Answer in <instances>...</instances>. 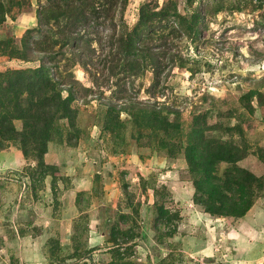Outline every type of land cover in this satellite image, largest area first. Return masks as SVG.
Wrapping results in <instances>:
<instances>
[{"label":"rangeland","instance_id":"rangeland-1","mask_svg":"<svg viewBox=\"0 0 264 264\" xmlns=\"http://www.w3.org/2000/svg\"><path fill=\"white\" fill-rule=\"evenodd\" d=\"M109 1L123 10L121 16L78 24L91 30L77 39L85 43V55L99 60L108 46L102 50L97 40L130 33L141 7L168 9L164 20L153 21L165 24L162 34L149 36L153 48L177 55L157 66L159 79L151 61L139 70L113 62L112 71L104 70L109 79L97 86L81 64H72L69 46L58 50L64 54L53 72L62 82L72 80L76 117L71 124L55 120L59 133L47 143L44 165L25 158L17 141L1 142L0 264H264V5ZM45 4L0 0V42L23 51L27 30L31 41L40 38L34 28ZM27 55L0 52V82L6 70L33 69L41 62L36 51ZM117 84L127 87L132 101L175 108L161 109L175 125L154 130L126 110L119 112L115 129H105V100L121 105L126 98ZM249 90L257 93L246 97ZM13 122L20 129L21 122ZM209 143L237 147L243 156L217 161L209 172L193 170L186 147L204 151ZM245 170L255 178L244 189ZM206 184L223 193L226 203L237 201L235 211L248 200L251 205L242 214L210 213L211 197L199 189Z\"/></svg>","mask_w":264,"mask_h":264},{"label":"trees","instance_id":"trees-1","mask_svg":"<svg viewBox=\"0 0 264 264\" xmlns=\"http://www.w3.org/2000/svg\"><path fill=\"white\" fill-rule=\"evenodd\" d=\"M254 1L258 7L264 5V0ZM45 2L46 4L37 13L38 22L36 28H34L36 32L40 33V38L31 41V36H27L32 30H27L22 39V45L25 47L23 51L15 48L10 50L8 44L0 42V52L26 59L27 54H34L36 51L41 61L33 69L16 68L6 70L4 79H2L3 82H0V145L4 140L17 141L25 158L34 156L37 160L36 163L39 165L45 164L43 156L47 151V143L53 139L55 134L59 133L55 120L65 118L71 124L76 117V110L70 105L74 93L72 80L66 83L62 82V77L58 71L53 72L54 67L59 68V53L64 54V52H58L61 47L69 46L72 64H81L93 76V82L97 86H102L109 79L104 70L107 66H110L107 69L112 71L113 62H117L116 64L122 65L123 68L139 70L143 62L149 63L151 61V66L157 67L160 64H167V61L172 63L177 55L164 46L157 45L158 47L155 48L154 45L153 48L151 45L153 36H149L150 31L162 34L161 29L165 27V24L160 22L156 26L153 21L156 18L164 20L167 17V8L149 12L141 7L138 12L139 21L133 26L130 33H120L116 38L110 33L109 38L104 39L106 44L101 43L100 38L97 40L100 41L102 50L106 45L108 49L99 55V60H93L92 56L84 54L85 43L77 40L82 37V34H91V30L89 26L77 29L78 24L83 22H85L84 25L90 22L98 24L100 23L98 22L99 19H112L114 14L121 16L123 10L117 9L114 6L116 5L114 1L109 0H45ZM0 14L1 20L2 7H0ZM195 17L190 18L191 21ZM181 21L182 24H188L184 16L181 17ZM193 23L191 22L189 25L190 32L193 31ZM177 31L179 33V30ZM179 36L180 34L177 38ZM59 42L60 44L55 50V46ZM160 58L165 59L157 61ZM155 60L157 62H154ZM99 61L102 68H99ZM153 70L156 78L159 79L161 69L157 67ZM118 79V82L121 81V78ZM117 86L119 92L125 91L126 98L121 105L105 100L107 105L105 129H115L118 125L119 112L126 110L133 116L141 118L145 125H149L154 130L161 129L167 132L169 127L175 125L161 112L162 109L167 113H173L175 108L166 104L158 108L150 106L149 102L132 101L130 95L126 94L129 91L127 87L124 86L123 88L122 84H117ZM63 89L68 92L65 97L61 96ZM256 93V90H249L245 96L251 97ZM128 101H131V103H128ZM14 120L21 122L20 129L14 126ZM204 148L205 150L202 151L196 150L193 145L186 147V157L193 170L194 166H201L202 170L209 172L217 161L236 162L243 156V153L237 147L232 148L224 144L212 145L209 143L208 147L205 146ZM244 175L246 179L243 180V184L240 183L241 188L252 183L251 181L255 178L247 170L244 171ZM199 189L211 197L206 211L213 214H242L251 205L248 200L240 206L239 210L235 211L234 208L238 206V202L226 203L222 199L224 194L212 185L206 184V188L200 185ZM240 202H244V199H240Z\"/></svg>","mask_w":264,"mask_h":264}]
</instances>
